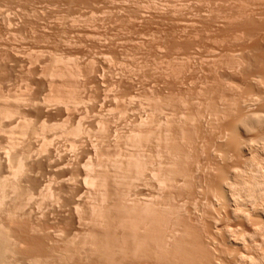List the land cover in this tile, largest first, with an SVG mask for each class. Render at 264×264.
Masks as SVG:
<instances>
[{"label": "rangeland", "instance_id": "rangeland-1", "mask_svg": "<svg viewBox=\"0 0 264 264\" xmlns=\"http://www.w3.org/2000/svg\"><path fill=\"white\" fill-rule=\"evenodd\" d=\"M261 11L264 0H0V109L9 112L0 120V173L10 177L7 155L26 166L0 205L13 264H206L212 253L218 263L264 264L262 217L246 206V220L219 197L222 174L264 171ZM133 157L143 162L136 180ZM167 170L169 187L159 181ZM121 191L156 212L133 227L145 240L141 256L100 258L92 246L131 229L116 225ZM100 194L106 219L97 226L88 209ZM162 239L171 245L158 247Z\"/></svg>", "mask_w": 264, "mask_h": 264}, {"label": "bare ground", "instance_id": "bare-ground-1", "mask_svg": "<svg viewBox=\"0 0 264 264\" xmlns=\"http://www.w3.org/2000/svg\"><path fill=\"white\" fill-rule=\"evenodd\" d=\"M252 9V8H251ZM254 10V9H253ZM253 10H250V11H252L253 12ZM255 11V10H254ZM259 13V12H258ZM261 13L263 14L264 13V11L262 12L261 11ZM251 14V13H250ZM255 15V14H254ZM258 15V14H257ZM264 15V14H263ZM251 18V17H250ZM262 28V27H261ZM261 28H259V29H261ZM262 30H263V28H262ZM255 33V32H254ZM257 33V32H256ZM252 34L253 35V37H255V36H259V32L257 33V34ZM251 35V34H250ZM251 35V36H252ZM262 36V37H261ZM261 36H259V38L261 37V39H263L264 38V36H263V34L261 33ZM254 44H255V42H254ZM263 94V93H262ZM259 96V95H258ZM257 98H259V100L261 101V103H262V101H264V96L263 95H260L259 97H257ZM258 100V99H257ZM256 100V101H257ZM259 101V102H260ZM250 104V103H249ZM259 104V106H260V103H258ZM254 105V104H253ZM264 105V104H263ZM262 106V105H261ZM263 107V106H262ZM261 108V107H260ZM264 113V112H263ZM262 113V114H263ZM8 114H9V112L7 111V110H4V109H0V120L2 119V118H5V117H7L8 116ZM258 113H256L255 115H257ZM258 116V115H257ZM261 117H263L262 115H260ZM260 116L258 117L259 119H260ZM255 117V116H254ZM240 119V118H239ZM235 120V119H234ZM254 121V120H253ZM262 121V120H261ZM235 122H237L238 123V120L237 121H235ZM239 122L242 124H249L250 123V119H248V118H241V120H239ZM257 122V121H256ZM236 123V124H237ZM233 124V123H232ZM258 124H259V122H258ZM261 124V123H260ZM235 125V124H234ZM257 125V124H256ZM255 126V125H254ZM259 126V125H258ZM250 127V126H249ZM0 129H1V127H0ZM248 129V128H247ZM1 131V130H0ZM262 133V132H261ZM262 136V135H261ZM234 138V137H233ZM262 138V137H261ZM264 138V137H263ZM249 142V141H248ZM248 142L247 143H245V145L246 144H248ZM262 142H264V141H262ZM231 143V142H230ZM250 143V142H249ZM252 144V143H251ZM232 145V144H231ZM245 145L244 144H242L241 145V147H245ZM248 146H250V145H248ZM252 147V146H251ZM246 148V147H245ZM262 148H263V150H264V146H262ZM248 149V148H247ZM241 150V149H240ZM252 150V149H251ZM41 152V151H40ZM39 153V152H38ZM240 153V152H239ZM244 153H245V151H244ZM251 153V152H250ZM1 154V153H0ZM7 154H9L8 152H5V154L4 155H7ZM27 154V153H26ZM241 154V153H240ZM247 154V153H246ZM261 155V154H260ZM1 156V155H0ZM9 156V157H8ZM28 156H29V154H28ZM11 156L10 155H7V157H6V166L5 167H7V170H8V175H10V177H6V176H3L1 173H0V205L2 204V200H3V198H4V192H3V189H4V187L5 186H11L13 189H17L18 187L14 184L15 183V179L18 177V176H20V174H22L23 175V172H25V170H24V168L26 167L25 166V164L23 163V160H22V158H23V156L22 157H20L19 158V156L18 157H16V158H10ZM30 157V156H29ZM3 158V157H2ZM5 159V158H4ZM246 159V158H245ZM2 159L0 158V169H1V167H3L2 166V161H1ZM247 160V159H246ZM37 162V161H36ZM127 164H130V166L133 168V170H134V173H135V175H133V180H136V179H140L141 178V175H142V173H141V171H142V168H141V165H143V162H141L140 161V159L138 158V157H133V158H129L127 161ZM34 164H35V161H34ZM25 166V167H24ZM33 166V165H32ZM90 164L89 163H87L86 164V167L89 169L90 168ZM4 167V168H5ZM6 169V168H5ZM26 169V168H25ZM28 169V168H27ZM169 170V169H168ZM166 171L164 174H163V176H162V178H160L159 179V181L162 183V182H164L165 184H167V186H168V184H172V183H170V182H172L173 180H174V176H172L170 173H169V171ZM220 171H221V169H220ZM222 171H223V169H222ZM222 171H221V174H222ZM231 171V170H230ZM230 171H228V172H230ZM234 171H237V170H234ZM234 171H232V173L234 172ZM27 172V171H26ZM242 172V171H241ZM29 172H27V174H28ZM223 173H224V171H223ZM226 173V172H225ZM231 173V172H230ZM238 173V172H237ZM233 174H235V173H233ZM239 174V173H238ZM242 174H243V172H242ZM188 175V174H187ZM222 175H224V176H222L223 178H222V180H221V185H219L220 186V189L218 188V186H217V189H219V191H220V196L219 197H221V199L222 198H224L226 201H225V203H226V205H227V203H230V205H231V207L233 206V212L235 213V212H238L239 214H241V213H243V218L244 219H246V220H248V217L250 218V216H251V214L250 213H248L247 211H245L246 209H247V207H251V209H253V211L254 212H256L255 214L256 215H259V216H261L262 217V219L263 220H261V222L258 224L259 226H256V227H258L257 229H255V230H262L263 228H264V171L263 170H261V169H259V168H255V170H253V172H251V173H249L248 175H247V177L246 178H242V177H239V179L237 180V179H234V178H231L230 176H229V173L228 174H222ZM228 175V176H227ZM239 175H241V174H239ZM238 175V176H239ZM221 176V175H220ZM233 176V175H232ZM185 177H186V179H188L187 177H190V176H186L185 175ZM235 177L237 178V175H235ZM218 178V177H217ZM241 178V179H240ZM130 180L128 181V183L131 185V183L132 182H130V181H133L132 180V178H129ZM126 180H127V178H126ZM214 180V179H213ZM103 182V179L102 180H100V182H99V184H101ZM127 182V181H126ZM126 182H125V186L127 187V185H128V183H127V185H126ZM189 182V181H188ZM218 182V183H219ZM83 183H85V184H88V185H90V186H93V185H95V180H94V178L93 177H90V176H87V177H85L84 178V182ZM123 183V182H122ZM218 183H216V184H218ZM219 183V184H220ZM174 184V183H173ZM185 184V183H184ZM189 184V183H188ZM123 185V186H124ZM129 185V186H130ZM185 185H187V183L185 184ZM185 185H184V187H185ZM190 185V184H189ZM128 186V187H129ZM134 185H133V183H132V187H133ZM169 187V186H168ZM170 187H171V185H170ZM187 187V186H186ZM130 188H131V186H130ZM129 188V189H130ZM46 189H48V188H46ZM128 189V190H129ZM216 189V188H215ZM214 189V191H216ZM18 190V189H17ZM16 190V191H17ZM49 190V189H48ZM48 190H46V191H48ZM127 190V191H128ZM130 191V190H129ZM122 192V191H121ZM20 192H17L16 194H17V196L18 195H20L19 194ZM21 194H23V193H21ZM26 195V197H28L27 195V193H25ZM129 194V192L127 193L126 191H123L122 193H121V203H118L117 205L118 206H120V207H122L123 209H121L120 207L119 208H115V209H117L118 211H120V213H122V211H123V215L122 216H124V217H122V216H120V214H119V218H118V216L116 217V218H118L117 220V224L116 225H118L117 227L118 228H120V229H122L123 228V226H122V224L123 223H127V225H124L125 226V228H127L128 227V225H129V227L131 228L130 230H129V227H128V232H126L125 233V237H122V236H120L119 237V241L117 240L118 238H116V239H114V240H109V241H111L112 243H111V245H109V246H102V247H100V248H98L97 246H95L94 248H93V246H92V248L90 249L92 252L94 251H96L99 255V257L100 258H102V257H104L105 256V258H109V259H111V258H114V255H115V253L116 252H123L124 254L125 253H127V252H130V253H128L127 255H129L131 258H134V257H138V256H141L142 254H140V252H139V250L142 248V246L144 245V239L143 238H140L138 235V233H140L139 231H138V233H136L137 231H134V229H133V227H138V228H145L147 225H148V223L147 224H145L146 222H144L145 220H147V218H148V221L150 222V217H151V214H154L155 212H156V210H155V205H154V203H151V202H144V201H142V202H138V200H135L134 201V203H131V204H129V203H127V199H126V197H128L127 195ZM24 195V194H23ZM43 195H45V196H48V195H50V193L48 194V193H46L45 192V194H43ZM21 196V195H20ZM105 195L104 194H100L99 195V197H98V199H96V201H94V202H92L91 204H89V213H90V221L92 222V224L93 225H97L98 226V224L99 223H101L100 221L102 220H104V218L105 217H103L104 215H103V213H104V206L102 205V201L105 199V197H104ZM21 197H24V196H21ZM119 197H120V195H119ZM216 198V197H215ZM221 199H219V200H221ZM137 201V202H136ZM224 201V200H223ZM120 202V201H119ZM221 202H222V200H221ZM120 204V205H119ZM17 205V204H16ZM23 203H18V205L17 206H15V208L14 209H17V211H15V212H18V210L19 211H21L20 209H22L23 208ZM77 205V204H76ZM117 206V207H118ZM247 206V207H246ZM74 207V206H73ZM227 207H229V205L227 206ZM226 207V208H227ZM246 207V209L244 210V208ZM78 208H79V206L77 205V207H76V211H78ZM157 208V207H156ZM170 208V207H169ZM75 209V208H74ZM121 209V210H120ZM155 211H154V210ZM157 209H159V208H157ZM173 208H171V210H172ZM175 209V208H174ZM163 210V209H162ZM170 209L168 210V213H169V211H171ZM176 210V209H175ZM250 210V209H249ZM12 211V210H11ZM71 211V210H70ZM76 211H74V212H76ZM154 211V213H151L150 214V212H153ZM160 211V210H159ZM167 211V210H166ZM178 211H180L179 210V208H178ZM9 212V211H8ZM13 213H14V210L12 211ZM124 212H125V214L127 213V215H124ZM132 212H135V213H132ZM175 212V211H174ZM177 212V211H176ZM250 212V211H249ZM11 214V212L10 213H8V218L7 219H12L13 217L15 218V215L14 214ZM128 213H129V216H128ZM132 213V214H131ZM162 213V212H161ZM168 213H166L167 214V216L169 215ZM217 213V212H216ZM237 213V214H238ZM78 214V213H77ZM131 214V215H130ZM138 217V218H136V216ZM143 215V214H146V215H143V216H141L142 218H143V221L141 220V222L143 223H141L140 222V216H138V215ZM236 214V215H237ZM254 214V215H255ZM13 217H12V216ZM17 215V214H16ZM118 215V214H117ZM150 215V216H149ZM175 215H177V214H175ZM220 215V214H219ZM146 216V219H144V217ZM154 216V215H153ZM157 216V215H156ZM164 216H166V215H164ZM215 216V215H214ZM218 216V215H217ZM9 217H11V218H9ZM130 217V218H129ZM201 217V216H200ZM209 217H210V215H209ZM239 217V216H238ZM246 217V218H245ZM260 217V218H261ZM154 218V217H153ZM153 218H151V220L153 219ZM170 218H171V215H170ZM197 218V217H196ZM196 218H195V220H196ZM199 218V217H198ZM213 218V217H212ZM218 218V217H217ZM237 218V217H236ZM241 218V217H240ZM256 218V217H255ZM79 219V218H78ZM106 219V218H105ZM166 219V218H165ZM167 219H168V217H167ZM210 219V218H209ZM251 219V218H250ZM158 220V219H157ZM9 221V220H8ZM12 221V220H11ZM116 221V220H115ZM124 221V222H123ZM217 221V220H216ZM244 221V220H243ZM250 221V220H249ZM139 222L141 223L140 225H144V227L142 226V227H139V226H137V224H139ZM155 222V221H154ZM153 222V223H154ZM159 222H162V218H161V221H159ZM156 223V222H155ZM154 223V224H155ZM204 224V223H203ZM247 224V223H246ZM252 224V223H251ZM253 224H254V222H253ZM101 224H99V226H100ZM115 225V226H116ZM146 225V226H145ZM153 225V224H152ZM159 225V224H158ZM96 226V227H97ZM114 226V227H115ZM155 226H157V224L156 225H154V228H155ZM164 225H162V227H163ZM159 227V226H158ZM161 227V226H160ZM227 227V226H226ZM36 228V227H35ZM34 228V229H35ZM125 228H123V230L124 231H126L127 229H125ZM138 228H136V230L138 229ZM231 228V227H230ZM238 228V227H237ZM34 229H31L32 231L34 230ZM235 229V228H234ZM9 229L7 228V227H5V225H3V224H0V264H13V262H16L15 260H14V256L15 255H13L14 254V240L13 239H11L12 237L10 236V232L8 231ZM119 230V229H118ZM228 230V229H227ZM264 230V229H263ZM143 231H144V229H143ZM235 231V230H234ZM244 231V230H243ZM34 232V231H33ZM123 232V231H122ZM124 233V232H123ZM159 233V232H158ZM157 233V235H158V237H159V234ZM162 233V232H161ZM241 233H243V232H241ZM120 234V233H119ZM228 234V233H227ZM230 234V233H229ZM232 234V233H231ZM237 234V233H236ZM235 234V235H236ZM251 234V233H250ZM121 235V234H120ZM157 235H156V238H158L157 237ZM239 235V234H238ZM247 235V234H246ZM243 236V235H242ZM249 236V235H248ZM167 237V236H166ZM207 237H208V235H207ZM228 237V236H227ZM227 237H225V238H227ZM232 237V236H231ZM252 237V236H251ZM255 237V236H254ZM106 238V237H105ZM160 238H162V235H161V237H159L158 239L160 240ZM164 238H165V235H164ZM163 238V239H164ZM204 238V237H203ZM217 238V237H216ZM224 238V239H225ZM230 238V237H229ZM263 238V237H262ZM261 238V239H262ZM162 239V241H164ZM223 239V240H224ZM238 238H236V240H237ZM254 239V238H253ZM85 240V239H84ZM157 240V239H156ZM207 240V239H206ZM216 240V239H215ZM222 240V239H221ZM234 240V239H233ZM245 240V239H244ZM251 240V239H250ZM108 241V240H107ZM217 241V240H216ZM17 242V241H16ZM209 242V241H208ZM211 242V241H210ZM213 242V241H212ZM234 242H236V241H234ZM253 242V241H252ZM85 243H87L86 241H81V244H82V246H84L85 245ZM155 243H157V242H155ZM160 243H162V242H160ZM159 243V244H160ZM203 243V242H202ZM217 243V242H216ZM227 243V242H226ZM225 243V244H226ZM231 243V242H230ZM239 243V242H238ZM240 243H242V240H241V242ZM247 243V242H246ZM257 243V242H256ZM260 243V242H259ZM262 243V242H261ZM264 243V242H263ZM84 244V245H83ZM109 244V243H108ZM204 244H205V240H204ZM206 244H208V243H206ZM205 244V245H206ZM16 245V244H15ZM126 245H129V247H125ZM169 245H171V244H169ZM167 243H166V241H164V243L163 244H160L159 246H158V244H157V246L158 247H160V248H166L167 246H169ZM216 245V244H215ZM220 245V244H219ZM222 245V244H221ZM227 245V244H226ZM229 245V244H228ZM243 245V244H242ZM245 245V244H244ZM249 245V244H248ZM253 245V244H252ZM257 245V244H256ZM256 245H254V247H256V248H258V245L256 246ZM202 246H204V245H202ZM209 246V245H208ZM218 246V245H217ZM222 246H224V245H222ZM240 246V245H239ZM251 246V245H250ZM250 246H249V248H250ZM207 246H205V248H206ZM210 247V246H209ZM231 247V246H230ZM233 247H236V244H235V246H233ZM248 247V246H247ZM252 247V246H251ZM204 248V247H203ZM224 248V247H223ZM226 248V247H225ZM224 248V249H225ZM127 249V250H126ZM202 250V249H201ZM205 250V249H204ZM215 250H217V249H215ZM236 250V249H235ZM234 250V251H235ZM258 250V249H257ZM260 250V249H259ZM245 251V250H244ZM250 251V250H249ZM254 251V250H253ZM213 252V251H212ZM201 253V252H200ZM221 253V252H220ZM224 253V252H223ZM226 253H228V252H226ZM246 253H247V251H246ZM249 253V252H248ZM251 253V252H250ZM257 253H258V251H257ZM155 254L157 255V257L155 256ZM253 254H255V253H253ZM65 255H68V253L67 254H65ZM153 255H154V257L155 258H157L158 260H160V259H164V260H172L173 261V259H174V256L173 255H171V254H169V253H167V252H165V251H163V250H156L154 253H153ZM202 255H203V253H202ZM206 255V254H205ZM208 256H209V253L207 254ZM206 255V256H207ZM214 255H216L215 253H214ZM213 255V253L209 256V257H205L206 259H208L209 258V260H207L208 262H206V260L204 259V261H205V263L206 264H217L218 262H217V258L215 257ZM219 255V254H218ZM212 256H214V257H212ZM241 256V255H240ZM252 256V255H251ZM255 256V255H254ZM62 257H63V255H62ZM182 255H181V257H180V259H182ZM202 257V256H201ZM211 257V258H210ZM225 257V256H224ZM224 257H221V258H223L224 259ZM242 257V256H241ZM243 257H245V256H243ZM257 257V256H256ZM59 258V257H58ZM61 258V257H60ZM66 258V257H65ZM152 258V257H151ZM204 258V257H203ZM220 258V256L218 257V260L219 261H221L220 263H222L223 261L221 260V259H219ZM238 258H240L239 256H238ZM32 259H34V258H32ZM38 259V258H37ZM37 259H34L33 261H32V264H41L40 263V259L39 260H37ZM43 259V258H42ZM226 259V258H225ZM228 259V258H227ZM226 259V260H227ZM235 259V258H234ZM237 259V258H236ZM242 259V258H241ZM241 259H239V263L241 262L240 260ZM245 259V258H244ZM250 259V258H249ZM261 259V258H260ZM17 260V259H16ZM61 260V259H60ZM60 260H59V262H60ZM62 260H64V259H62ZM243 260V259H242ZM246 260V259H245ZM251 260V259H250ZM47 261V260H46ZM65 261V260H64ZM232 261H233V259H232ZM264 261V260H263ZM263 261H261V262H263ZM45 262V261H44ZM227 262V261H226ZM237 262H238V260H237ZM236 262V263H237ZM244 262V261H243ZM43 263V262H42ZM46 263V262H45ZM47 263H48V261H47ZM57 263V262H56ZM62 263V262H61ZM204 263V262H203ZM220 263H218V264H220ZM224 264H226L225 262H223ZM234 263V262H233ZM15 264V263H14ZM169 264H170V261H169ZM246 264V263H245ZM248 264H262V263H260V262H258V261H256V260H253V257H252V260H251V262H249Z\"/></svg>", "mask_w": 264, "mask_h": 264}]
</instances>
